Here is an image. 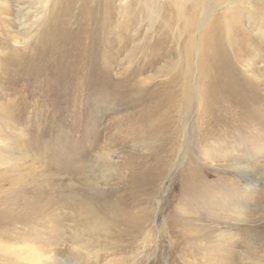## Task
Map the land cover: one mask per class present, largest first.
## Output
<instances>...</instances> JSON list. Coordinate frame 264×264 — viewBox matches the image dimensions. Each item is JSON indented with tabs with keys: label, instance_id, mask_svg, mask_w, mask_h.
I'll return each mask as SVG.
<instances>
[{
	"label": "rangeland",
	"instance_id": "374dc122",
	"mask_svg": "<svg viewBox=\"0 0 264 264\" xmlns=\"http://www.w3.org/2000/svg\"><path fill=\"white\" fill-rule=\"evenodd\" d=\"M10 1L0 5V264H264V170L250 188L232 166L263 168L253 153L264 131L247 143L249 130L199 133L193 89L197 49L235 36L264 83V0H108L111 82L65 97L11 69L50 48L52 27L107 0Z\"/></svg>",
	"mask_w": 264,
	"mask_h": 264
},
{
	"label": "bare ground",
	"instance_id": "6f19581e",
	"mask_svg": "<svg viewBox=\"0 0 264 264\" xmlns=\"http://www.w3.org/2000/svg\"><path fill=\"white\" fill-rule=\"evenodd\" d=\"M0 5L4 8H9L14 4L10 0H0ZM114 13H116L115 8L107 0L103 4L102 11L98 10L97 13L85 15L78 21V24H75L76 26L69 23L58 25L55 23L56 26L47 31L49 36H57V39L54 40L49 38L50 48L44 49L40 45L30 52L33 56L38 55V58L27 57L26 59L17 61L18 65L15 67V70L11 69V72L15 71L17 77L32 72V77L35 79L42 75L46 79H51V81H54L53 91L60 97H65L66 92H69L71 89L75 90L76 88H80L88 90L102 86V83L109 86L111 73L114 72L113 70L117 59L116 51L113 49L114 40L112 39V34L109 33L111 30L110 24H112L114 19ZM206 24H208V21L204 20L201 28H204ZM236 32V30H233L234 36ZM10 36H12L10 39L15 43L20 44L26 42L25 40L20 41L14 34H10ZM227 40L214 38L203 44V49H197L196 51L197 63L194 66L195 83L193 89L195 91L194 93H196L198 103L197 110L199 109V112L204 114L203 120L199 121L197 125L199 133L200 129H204L203 132L220 133L224 138H229L228 140L238 137L241 134L240 132L249 130L245 132L248 135L245 138L247 143V141H250L253 137L264 131V83L261 80L262 78L260 79V71L257 73L254 69H245V66L250 65L246 63L244 58L243 45L241 46V43H236L238 41H236V36L234 45H230V47L229 45L228 47L225 46L221 50L215 49V46L225 44ZM0 44H4L1 39ZM25 44L27 46V43ZM255 51L259 50L255 48ZM15 80L17 81V79ZM254 153L253 155L264 160V151L261 152L258 150ZM232 164L235 169H239V171L241 169L243 171L240 174L246 177V180L255 182L249 185L250 188L258 186L257 183L263 175V165V168L258 167L253 169V167L242 166L243 162L239 161H235ZM85 209L87 210V207ZM93 211L92 209H88V212L85 214H90L97 218Z\"/></svg>",
	"mask_w": 264,
	"mask_h": 264
}]
</instances>
